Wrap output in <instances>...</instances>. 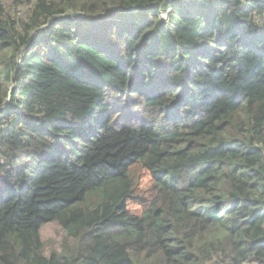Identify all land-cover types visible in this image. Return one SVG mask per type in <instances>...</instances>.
Masks as SVG:
<instances>
[{"label": "trees", "instance_id": "1", "mask_svg": "<svg viewBox=\"0 0 264 264\" xmlns=\"http://www.w3.org/2000/svg\"><path fill=\"white\" fill-rule=\"evenodd\" d=\"M0 264H264V0H0Z\"/></svg>", "mask_w": 264, "mask_h": 264}, {"label": "rangeland", "instance_id": "2", "mask_svg": "<svg viewBox=\"0 0 264 264\" xmlns=\"http://www.w3.org/2000/svg\"><path fill=\"white\" fill-rule=\"evenodd\" d=\"M171 8L160 10L161 18L166 19ZM132 183L134 184V198L126 202L128 210L132 213L140 214L143 211L141 199L149 196L151 179L149 173L140 165H134L130 170ZM41 239L45 245V251L56 248L61 238V228L56 222H47L40 229Z\"/></svg>", "mask_w": 264, "mask_h": 264}, {"label": "water", "instance_id": "3", "mask_svg": "<svg viewBox=\"0 0 264 264\" xmlns=\"http://www.w3.org/2000/svg\"><path fill=\"white\" fill-rule=\"evenodd\" d=\"M139 8H133V9H131V10H129V11H124V14H130V13H132V12H135L136 10H138ZM82 14L81 13H78V12H73V13H70L69 15H67V19H72V18H76V17H79V16H81ZM7 103V100L5 101V103L4 104H6Z\"/></svg>", "mask_w": 264, "mask_h": 264}, {"label": "clouds", "instance_id": "4", "mask_svg": "<svg viewBox=\"0 0 264 264\" xmlns=\"http://www.w3.org/2000/svg\"><path fill=\"white\" fill-rule=\"evenodd\" d=\"M77 18V17H76ZM76 18H72V19H76ZM8 101V100H7ZM5 105V104H4Z\"/></svg>", "mask_w": 264, "mask_h": 264}]
</instances>
